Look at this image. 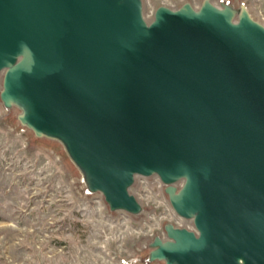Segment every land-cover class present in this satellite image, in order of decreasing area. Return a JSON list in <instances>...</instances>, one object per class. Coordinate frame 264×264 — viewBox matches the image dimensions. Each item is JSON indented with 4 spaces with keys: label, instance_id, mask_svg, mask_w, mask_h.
<instances>
[{
    "label": "water",
    "instance_id": "95a60500",
    "mask_svg": "<svg viewBox=\"0 0 264 264\" xmlns=\"http://www.w3.org/2000/svg\"><path fill=\"white\" fill-rule=\"evenodd\" d=\"M0 108L58 148L85 196L173 214L140 264H264V22L246 0H0Z\"/></svg>",
    "mask_w": 264,
    "mask_h": 264
},
{
    "label": "rangeland",
    "instance_id": "374dc122",
    "mask_svg": "<svg viewBox=\"0 0 264 264\" xmlns=\"http://www.w3.org/2000/svg\"><path fill=\"white\" fill-rule=\"evenodd\" d=\"M182 1L144 0L145 15ZM246 1L264 22V0ZM164 198L143 201L140 219L108 213L80 191L57 147L32 140L0 108V264H140V241L170 220Z\"/></svg>",
    "mask_w": 264,
    "mask_h": 264
},
{
    "label": "built area",
    "instance_id": "2783aa9c",
    "mask_svg": "<svg viewBox=\"0 0 264 264\" xmlns=\"http://www.w3.org/2000/svg\"><path fill=\"white\" fill-rule=\"evenodd\" d=\"M141 189V190H140ZM132 192L135 194V196L137 197V199L140 201V196L143 194V195H145L144 196V200H142V202L143 201H148L149 202V198L150 197H155V195L158 197V196H163V198H164V193H163V185H162V183L160 182V180L158 179V178H156V177H153V178H141V177H137V179H136V183H135V185H134V187H133V189H132ZM89 197H92V198H97V199H101L102 200V198H101V196H89ZM166 198V197H165ZM164 198V203L166 204V206L168 205L167 204V201H166V199ZM141 201H140V203H142ZM142 203L143 205H145L146 206V209H147V203ZM169 207V206H168ZM169 209H170V207H169ZM168 209V211H169V215H168V219H170V221H171V218L172 219H174L173 217L175 216L174 214H173V212H172V210H171V212H170V210ZM146 213H147V211H146ZM146 215V214H145ZM130 216V215H129ZM173 216V217H172ZM132 217V216H131ZM173 222H174V220H173ZM176 225H178V226H186V227H189V225L186 223V222H184V221H182L181 219H178L177 217L175 218V222H174ZM182 223H184L185 225H183ZM162 224V223H161ZM154 233V232H153ZM152 233V234H153ZM151 234V235H152ZM150 235V236H151ZM149 236V237H150Z\"/></svg>",
    "mask_w": 264,
    "mask_h": 264
},
{
    "label": "bare ground",
    "instance_id": "6f19581e",
    "mask_svg": "<svg viewBox=\"0 0 264 264\" xmlns=\"http://www.w3.org/2000/svg\"><path fill=\"white\" fill-rule=\"evenodd\" d=\"M195 5H196V4H195ZM139 202H140V201H139ZM178 219H179V218H178ZM169 221H170V220H169ZM172 222H173V221H172ZM173 223H174V222H173ZM174 224H175V223H174ZM175 225H176V224H175ZM176 226H178V225H176ZM185 227H186V226H185ZM189 227H190V226H189ZM189 227H188V228H189Z\"/></svg>",
    "mask_w": 264,
    "mask_h": 264
}]
</instances>
